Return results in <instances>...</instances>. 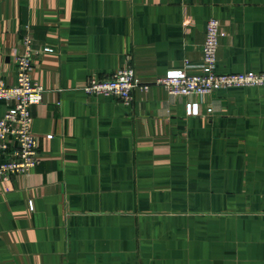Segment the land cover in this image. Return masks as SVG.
<instances>
[{"label":"crops","instance_id":"obj_1","mask_svg":"<svg viewBox=\"0 0 264 264\" xmlns=\"http://www.w3.org/2000/svg\"><path fill=\"white\" fill-rule=\"evenodd\" d=\"M210 17L218 71L264 72V0H0V79L29 34L45 87L40 162L0 180V264H264V86L155 83L202 72ZM128 64L131 103L85 92Z\"/></svg>","mask_w":264,"mask_h":264},{"label":"built area","instance_id":"obj_2","mask_svg":"<svg viewBox=\"0 0 264 264\" xmlns=\"http://www.w3.org/2000/svg\"><path fill=\"white\" fill-rule=\"evenodd\" d=\"M224 35L221 21L210 17L207 21L203 45L201 73L192 74L184 69H173L158 77L155 83L163 86L170 96L209 94L215 90L240 86H264V72L245 71L226 73L217 69L220 37ZM51 50L44 47L43 51ZM33 39L24 35L22 50L16 56L17 81L13 85L0 79V101L7 103L5 114L0 117V180L13 175L27 174L40 162V141L32 129V108L42 102L45 87L33 79L36 54ZM188 63V62H187ZM131 64L116 70L109 77H90L84 85L90 96H114L123 103L133 100L136 88L148 90ZM52 137V135H48Z\"/></svg>","mask_w":264,"mask_h":264}]
</instances>
